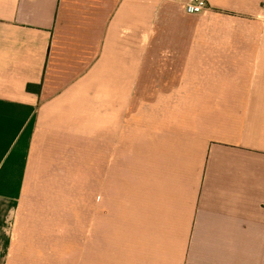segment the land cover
Instances as JSON below:
<instances>
[{"label": "crops", "instance_id": "0c3cea01", "mask_svg": "<svg viewBox=\"0 0 264 264\" xmlns=\"http://www.w3.org/2000/svg\"><path fill=\"white\" fill-rule=\"evenodd\" d=\"M189 1L0 0V264H264V0Z\"/></svg>", "mask_w": 264, "mask_h": 264}, {"label": "built area", "instance_id": "2783aa9c", "mask_svg": "<svg viewBox=\"0 0 264 264\" xmlns=\"http://www.w3.org/2000/svg\"><path fill=\"white\" fill-rule=\"evenodd\" d=\"M208 8V4L204 0H190L186 4V12L190 15H200Z\"/></svg>", "mask_w": 264, "mask_h": 264}, {"label": "trees", "instance_id": "16d2710c", "mask_svg": "<svg viewBox=\"0 0 264 264\" xmlns=\"http://www.w3.org/2000/svg\"><path fill=\"white\" fill-rule=\"evenodd\" d=\"M27 90L39 94L41 91V86L29 85Z\"/></svg>", "mask_w": 264, "mask_h": 264}, {"label": "rangeland", "instance_id": "374dc122", "mask_svg": "<svg viewBox=\"0 0 264 264\" xmlns=\"http://www.w3.org/2000/svg\"><path fill=\"white\" fill-rule=\"evenodd\" d=\"M82 181H84L83 179L82 180H80V182H82Z\"/></svg>", "mask_w": 264, "mask_h": 264}]
</instances>
